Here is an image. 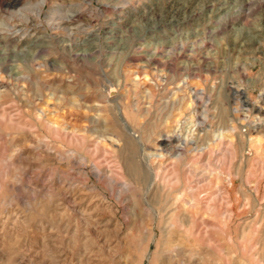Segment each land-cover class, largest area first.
<instances>
[{
  "label": "rangeland",
  "instance_id": "obj_1",
  "mask_svg": "<svg viewBox=\"0 0 264 264\" xmlns=\"http://www.w3.org/2000/svg\"><path fill=\"white\" fill-rule=\"evenodd\" d=\"M11 1L0 0V211L7 212L0 222L44 202L27 229L37 239L32 248L26 238L11 242L0 264H39L43 241L57 251L54 264H77L67 247L71 235L44 211L66 209L70 228L95 237L76 210L91 200L103 203L89 212L104 232L97 248L124 242L117 255L126 248L139 255L151 235L133 210L136 186L117 200L110 182L93 173L96 164L123 180L125 160L114 153L121 148L155 168L163 154L164 174L173 181L188 183L197 173L202 195L209 190L207 162L214 171L222 165L223 182L209 177L213 215L223 207L216 198L221 187L231 218L197 230L184 224L177 238L187 242L186 251L208 248L219 264H264V34L255 30L264 27V0H252L251 12L245 0H174L177 11L172 0H45L40 17L42 0ZM242 40L247 46H239ZM98 142L104 148L97 154ZM91 256L94 264L112 258L99 251Z\"/></svg>",
  "mask_w": 264,
  "mask_h": 264
},
{
  "label": "bare ground",
  "instance_id": "obj_2",
  "mask_svg": "<svg viewBox=\"0 0 264 264\" xmlns=\"http://www.w3.org/2000/svg\"><path fill=\"white\" fill-rule=\"evenodd\" d=\"M11 2H15V4L13 6H17V3H21L20 0H12ZM172 2H173V3H171L172 7H173L172 9H175V11L180 10L178 5H177L178 3H176L174 0H172ZM8 4L10 5V3H8ZM262 4H263V2H261V5ZM43 5H45V0H42V2L40 3V8L38 9V13H37L38 17L41 16ZM252 6H253L252 0H245L244 1V7L249 12L253 11ZM242 14L236 15L234 18H231V20H226L225 23L223 24L224 30L227 28V26L229 24L238 22V20L243 16ZM76 17H77V15H74L73 17H71L70 23L72 20H75ZM255 30H257V32H261V34H264V27H262V29H255ZM246 41H247V39H246ZM246 41L244 40V43H243V40H242L239 43L240 44L239 46L240 47L241 46L244 47L245 45L247 46L248 41L247 42ZM149 61H152L153 63L155 61V63H156L157 58L155 56H152V57H150ZM233 88L234 87H232L231 90H233ZM2 89H3V86H2V84H0V95H2V93H3ZM151 89H152V87L150 88V91H151ZM109 95H111V97L112 96L114 97L116 95L115 88L109 89ZM216 102H217V100H216ZM261 109H259L260 114L263 113V111ZM118 115H120V114L118 113ZM127 118H129V117H127ZM120 119L122 121V125L124 126V129L131 131V129L128 125L129 123L127 122V120L124 118H121V117H120ZM54 121L56 122L55 119H54ZM1 128H0V132H2ZM24 135H25V133H24ZM219 137H221V136H219ZM219 137H218V139H219ZM246 137L248 138L249 136L246 135ZM125 140H124V142H125ZM137 140H138V138H137ZM253 142L256 145L261 144V141L258 138L253 139ZM139 143H141V142L139 141L138 144ZM124 144H123V146L122 145L121 146L124 147ZM141 145L142 144H140V146ZM225 147H226V145H225ZM225 147H224V149H226ZM234 147H236V146H234ZM95 148H96V153L98 154L101 150H103L104 146L101 142H98L96 144ZM138 148H140V147H138ZM211 149H213V148H211ZM112 150H114V149H112ZM241 150H243V149H241ZM25 151H27V150H25ZM127 151L122 149V148L114 151V153L116 154L115 160L116 159L119 160L120 158L125 160L124 161L125 162L124 163V169H126L127 175L124 176L123 180H120L118 178L119 174L117 173V171L115 169L101 168L100 166H98L96 164H94L93 173L95 176L98 177L99 180L103 179V180H107L108 182H110L111 191H112L113 195L117 197V200L122 199L124 193L130 191L131 186H133V185L136 186L138 193L135 197V203L133 204V210L135 212L139 213V215L142 219V222L146 223L147 231L150 233L151 238H150V240H146L147 241L146 246L143 249H141V253L139 255L133 254L131 252L130 248H126V254H124V255L118 254L117 255V251H118L121 243H118L115 246L110 245L107 248L104 247L105 249L101 248V247L97 248V243H98L97 239L100 236H103L104 232L100 231L98 229V225L101 223L100 219H95V215L92 213H89V212H91L93 210H95V211L100 210L103 207V203H101V205L98 204L99 202L97 204H95V201L91 200V202H90L91 204L88 205L87 207H85V208L82 207V208L76 209L82 215L83 221L85 222L86 226L93 228L95 230V232H96L95 237L90 236L88 234L89 233L88 230H86L84 232V234H80V232H81L80 229L70 228L68 224L71 222V220L69 218L68 213L66 212L67 211L66 209H65V211H61L59 213H56V215L55 214L51 215V213H46L44 211V217L45 218H48L50 220H57V222H59L61 224V227L64 228V226H65L64 232L71 235V237L68 241L67 247H69L70 250L73 251L75 253V255L77 256V260H78L77 264H94V262H91V260H92L91 254H94L96 252L98 253V251L112 255V258L109 257L110 258L109 264H134V263H136V264H219V260L215 257V255L212 253V251L209 250L208 248L203 247V246H199L198 249L190 248L189 250L186 251L185 247L188 246L187 242L179 240L177 238V235H178L179 227L183 226L184 224H188L192 229L197 230V228L200 225H204L206 227H209L214 222L223 223V222H225L231 218V216H232L231 211L228 209L230 202L226 198L225 189H223L221 187L218 188V196H216V198L222 202L223 207H222L221 212L219 214L213 215L214 209L212 206V202H213L215 197H213V195H214L213 189H212L213 183H212V181H209V177H211V179H212V177H216V179L219 183L223 182L224 175H225V172L223 171V166L221 165L219 167L218 171H214L212 168V165H211V161L209 160L207 162V166H206L207 167V173H206V176H203V177H204L205 183L207 184L206 186L209 190L204 195H202V193L199 192L200 191L199 190L200 184L202 181L200 179H198L199 175L197 173L193 174V176H192L193 179L189 180L188 183H183L182 179H180V178H177L175 181H173V180L168 179L164 174V170H163V164L164 163H163V161H161L162 158L164 157L163 154L158 156L160 159L158 161V166L155 168V167H153V165L152 166L150 164L148 165V163H143L142 161H137V159H135L131 155L132 153L130 154L129 151H128V153H125L126 155L124 157L123 154H124V152H127ZM30 152H32V151H30ZM200 152H203V150L200 149ZM248 152H250V151H248ZM220 154H222V153H220ZM138 156H140V155H138ZM240 156H242V155H240ZM112 157H114V156H112ZM75 158L78 161L84 160V158H82V157H75ZM100 158L101 157L99 156L97 159H100ZM145 160H147V159H145ZM217 161H218V159H217ZM121 176H123V175H121ZM230 184H232V180H230ZM31 190H32V187H31ZM206 195H207V197L205 198L204 196H206ZM17 197H19V196L17 195ZM1 200H3V199H1ZM205 201H207L208 203L203 204ZM43 202L44 201L41 198H40V200H38V199L35 200L33 202L35 209L28 211V213L26 215H24L23 217H18L19 215H21L20 213L22 210L20 211L19 215H16L15 214L16 212L14 213L12 211L11 212L8 211L9 213H8L7 217H5V219L0 222V237H1L0 247H2V249L0 248V257L1 258H4V259L8 258L6 251H5V247L8 246V244L11 242H16V243L18 242L19 243V242L24 241V239L26 238L25 239L26 243L31 244V246H29V248H32V243H35L37 239H35V237H30L31 234L27 233V229H28V226L30 224L34 223L37 220V216H38L37 214H38L39 210H42ZM25 203L26 202H24L23 205ZM95 206L97 208L93 209V207H95ZM204 207L206 210V214L202 215V214H200V211ZM13 209H15V208H13ZM73 210H74V208H73ZM262 211H263V209H262ZM3 213L0 211V216H2ZM5 213H7V212H5ZM40 216H42V215H40ZM39 224H40V222H39ZM117 225H118V223H117ZM85 227H83V228H85ZM33 230H34V228H33ZM38 232H40V231H38ZM42 232H43L42 233L43 235L41 236V238L43 240V239H46L47 236L45 234V231H42ZM36 233H37V231H36ZM61 233H62V231H61ZM50 238H53V237H50ZM105 238H106V236H105ZM41 244H42V252L39 255L40 258L37 257V258H39V264H52V263L54 264L55 262H57V259H58L57 251H55L49 245V243L47 241H43ZM123 244H124V242H123ZM153 244L155 247L154 250L152 249ZM27 246H28V244H27ZM22 247H24V246H22ZM29 248H27V249H29ZM96 249H98V250L95 252ZM59 258H60V256H59ZM261 259L263 260V258H261ZM19 260H20V258H19ZM70 264H72V263H70Z\"/></svg>",
  "mask_w": 264,
  "mask_h": 264
}]
</instances>
